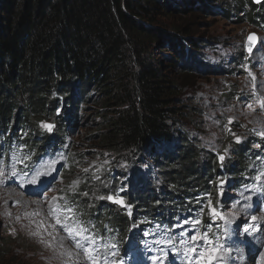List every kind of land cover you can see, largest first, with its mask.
Returning a JSON list of instances; mask_svg holds the SVG:
<instances>
[{
	"label": "trees",
	"instance_id": "trees-1",
	"mask_svg": "<svg viewBox=\"0 0 264 264\" xmlns=\"http://www.w3.org/2000/svg\"><path fill=\"white\" fill-rule=\"evenodd\" d=\"M247 3L251 21L263 23L264 8ZM199 13H211L203 0H0V160L19 152L27 168L57 151L61 138L38 124L60 118L57 110L74 92L92 96L99 147L110 159H124V176L144 187L129 214L98 210L87 220L110 244L124 242L137 221L170 235L182 215L200 218L204 227L208 202L216 204L225 176L235 188L249 184L263 153L249 145L264 151L263 141L233 143L235 157L221 170L213 155L202 161L198 146L178 129L190 113L181 105L183 81L192 74L189 63L199 65L201 45L182 18ZM139 161L164 170L159 186H168L156 191L155 183L138 181L132 164Z\"/></svg>",
	"mask_w": 264,
	"mask_h": 264
},
{
	"label": "rangeland",
	"instance_id": "rangeland-1",
	"mask_svg": "<svg viewBox=\"0 0 264 264\" xmlns=\"http://www.w3.org/2000/svg\"><path fill=\"white\" fill-rule=\"evenodd\" d=\"M203 1L206 9L211 10L210 15L199 13L190 19L182 18L191 23V36L201 45L195 59L199 65L189 63L193 71L183 81L181 105L190 113L186 126L178 129L185 130L198 146L202 161L213 155L222 170L235 157L231 150L232 144L237 143L233 134L245 145L252 140L264 142L257 134L264 130V109L255 103L258 97L264 98V9L260 12L261 23L259 17L251 21L248 0ZM254 4L264 8V0ZM250 33L258 36V43L247 53L245 43ZM72 95L57 110L60 118L42 121L54 125L51 132L42 128L41 122L38 124L39 130L50 138H61L57 151L38 157L27 168L19 152L0 160V244L6 252L4 264H76L77 258L66 254L76 249L65 231L55 225L50 206L71 208L73 223L78 221L98 235L87 223L91 214L98 210L129 214L131 202L144 189L133 177L124 176V159H110L112 155L99 147L95 118L99 106L92 96L84 99L79 91ZM229 117L233 118L231 124ZM59 119H66L67 124H57ZM256 145L259 144L249 147L263 153L254 162L249 184L235 188L225 176L223 185H218L214 207L226 220L213 219L209 212L201 227V223L194 225V219L182 215L171 235L164 227L137 225V221L125 241L116 244L117 255H109V260L115 259L118 264H155L152 257L157 256L162 264H197L187 248L205 245L204 241L189 243L191 236L199 232L207 233L227 250L223 260L216 264H264V151ZM219 155H225L223 163ZM132 165L139 168L138 181L155 183L156 191L168 186L167 182L159 186L164 170L156 165L150 170L146 161ZM109 195L122 198L130 208L107 199ZM53 197L58 199L54 201ZM253 216L257 220L253 221ZM104 242L110 244L106 239ZM79 264H84L82 258Z\"/></svg>",
	"mask_w": 264,
	"mask_h": 264
},
{
	"label": "snow or ice",
	"instance_id": "snow-or-ice-1",
	"mask_svg": "<svg viewBox=\"0 0 264 264\" xmlns=\"http://www.w3.org/2000/svg\"><path fill=\"white\" fill-rule=\"evenodd\" d=\"M249 41H253L255 39L254 35L250 34L248 37ZM251 48H249V51ZM255 77H253V80ZM255 88V84H253V89ZM256 105H258L261 109H264V98L258 97L255 101ZM247 107L253 111L252 104H248ZM233 121L232 117H229V123L231 124ZM41 127L46 131L51 132L54 128V125L48 124L47 122H41ZM230 131V129H229ZM262 138H264V130H261L257 133ZM234 138L237 143L241 142L240 137ZM256 147H260V145H256ZM227 153V149H225V154ZM219 160L223 163L225 159V155H219ZM87 171V169H85ZM264 176V173L261 174ZM261 176H258L257 179H261ZM225 181H221V186ZM73 183H76L75 181ZM222 194V191H221ZM100 199H105V197H99ZM57 197H53V200H57ZM107 199L112 200L114 203H117L125 208H130V205L126 204V202L122 198H116L113 195H109ZM208 209L210 215L213 219H227L221 212H218L216 208L212 205V202H208ZM50 213L53 215L55 219V225H59L67 234V238L72 241L76 251L73 252L71 250L67 251V255L71 257H76V264H79L80 259H83L84 264H118L117 260L112 259L109 260V255L115 257L117 253L114 251L117 248L116 244H107L104 242V238L102 236H98L95 233L91 232L86 226H84L80 222L73 223V210L71 208H56L51 207L49 209ZM60 212L62 215H57L56 213ZM252 220H257V217L253 216ZM192 223L194 225H198L201 223L200 220H193ZM53 225V227H55ZM247 230V229H246ZM197 241H204L205 245L203 247L191 246L187 248V252L191 253L193 257L196 258L197 264H216V262L222 261L224 255L227 250L224 249L223 245L218 241L211 239L207 233H194L191 236L190 242L195 245ZM170 243V241H169ZM63 247V245H61ZM219 249V251H218ZM152 260L155 264H162L161 258L157 256H153ZM262 261H264V257H262ZM71 264V262H70ZM191 264V261H190Z\"/></svg>",
	"mask_w": 264,
	"mask_h": 264
},
{
	"label": "water",
	"instance_id": "water-1",
	"mask_svg": "<svg viewBox=\"0 0 264 264\" xmlns=\"http://www.w3.org/2000/svg\"><path fill=\"white\" fill-rule=\"evenodd\" d=\"M263 0H252V2L254 3H259ZM252 34L254 35L255 39L253 41H249L248 37L249 35ZM248 34V36L246 37V43H245V50L247 53H251L253 51V49L255 48L256 44L258 43V36L255 33H250ZM249 48H251V50L249 51Z\"/></svg>",
	"mask_w": 264,
	"mask_h": 264
}]
</instances>
